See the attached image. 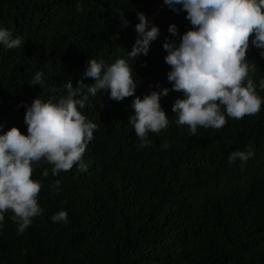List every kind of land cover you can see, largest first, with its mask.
<instances>
[{
  "label": "trees",
  "instance_id": "16d2710c",
  "mask_svg": "<svg viewBox=\"0 0 264 264\" xmlns=\"http://www.w3.org/2000/svg\"><path fill=\"white\" fill-rule=\"evenodd\" d=\"M137 12L160 29L147 56L129 59L142 97L156 83L171 88L162 45L166 37L178 39L169 25L180 35L191 28L185 12L163 0H0V27L23 41L11 50L0 46V134L14 126L26 134L22 102L65 95L63 85L71 79L75 87L89 59L110 65L126 58ZM247 58L264 98V57L250 44ZM36 71L44 72L43 87L28 83ZM180 96L161 98L170 124L150 133L145 148L137 147L127 121L134 97L117 102L104 90L89 97L81 111L97 128L82 156L87 170L74 165L52 176L46 162L34 169L42 213L20 235L12 213L4 214L0 264H264V103L256 115L226 117L222 128H198L193 136L174 123L172 104ZM247 150L254 155L246 162L229 163L231 152ZM59 210L67 223L51 221Z\"/></svg>",
  "mask_w": 264,
  "mask_h": 264
},
{
  "label": "clouds",
  "instance_id": "9594fccd",
  "mask_svg": "<svg viewBox=\"0 0 264 264\" xmlns=\"http://www.w3.org/2000/svg\"><path fill=\"white\" fill-rule=\"evenodd\" d=\"M163 4L177 14L185 12L191 25L182 35L175 24L167 29L171 37H178H166L162 45L167 53L164 62L170 66L167 80L171 88L156 83L150 85L156 90L142 97L135 95L139 81L133 77L129 59L147 56L151 43L160 35L159 27L137 12V38L126 58H117L110 65L89 59L75 87L71 79L63 85L65 95L47 100L37 97L30 105L22 102L26 134L15 126L0 134V227L4 214L10 211L20 235L41 215L37 197L42 185L32 178L41 162L52 166V176L70 171L74 165L82 172L87 170L82 156L97 125L81 110L89 97H97L102 90L117 102L134 97L127 121L138 138V148L150 144V133L159 134L169 126L161 98L170 91L181 94L172 104L174 123L187 126L193 136L198 128H222L226 117L240 120L260 111L264 98L257 92L252 77L255 66L248 62L247 51L251 44L264 57V0H163ZM76 10H83L80 4ZM120 13L126 27L128 21ZM22 43L20 36L0 27V46L11 50ZM83 78H92L94 83L85 84ZM28 83L43 87L44 72L36 71ZM258 87L264 90V77L258 80ZM162 147L166 150L169 145L165 142ZM253 155L251 150L233 151L228 161L246 162ZM41 175L47 177L49 169L44 168ZM52 187L58 194L60 180ZM67 216L65 210H59L50 219L67 223Z\"/></svg>",
  "mask_w": 264,
  "mask_h": 264
}]
</instances>
